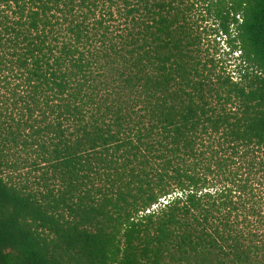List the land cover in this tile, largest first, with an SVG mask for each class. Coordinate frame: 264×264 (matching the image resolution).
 <instances>
[{
	"label": "trees",
	"instance_id": "obj_1",
	"mask_svg": "<svg viewBox=\"0 0 264 264\" xmlns=\"http://www.w3.org/2000/svg\"><path fill=\"white\" fill-rule=\"evenodd\" d=\"M0 264H264V0H0Z\"/></svg>",
	"mask_w": 264,
	"mask_h": 264
},
{
	"label": "rangeland",
	"instance_id": "obj_2",
	"mask_svg": "<svg viewBox=\"0 0 264 264\" xmlns=\"http://www.w3.org/2000/svg\"><path fill=\"white\" fill-rule=\"evenodd\" d=\"M226 45H224V43L222 42L221 45L219 46V49H220V54H221V57L223 60H225L227 63V66H228V69L232 72H235V59L234 58H237V55H234V56H228L227 55V51H226ZM236 73V72H235Z\"/></svg>",
	"mask_w": 264,
	"mask_h": 264
},
{
	"label": "built area",
	"instance_id": "obj_3",
	"mask_svg": "<svg viewBox=\"0 0 264 264\" xmlns=\"http://www.w3.org/2000/svg\"><path fill=\"white\" fill-rule=\"evenodd\" d=\"M161 202H162L163 204H167V203H168V200L163 199V200H161ZM157 208H158V206H155V207H154V209H157Z\"/></svg>",
	"mask_w": 264,
	"mask_h": 264
}]
</instances>
